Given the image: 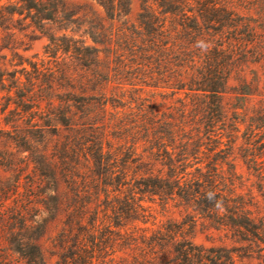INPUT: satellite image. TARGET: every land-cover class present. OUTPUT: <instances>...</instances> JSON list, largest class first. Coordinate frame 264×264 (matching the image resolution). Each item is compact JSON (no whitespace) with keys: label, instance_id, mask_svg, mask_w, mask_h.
<instances>
[{"label":"trees","instance_id":"1","mask_svg":"<svg viewBox=\"0 0 264 264\" xmlns=\"http://www.w3.org/2000/svg\"><path fill=\"white\" fill-rule=\"evenodd\" d=\"M91 1L111 24L84 32L90 44L51 33L54 66L20 57L19 71L0 70V91H15L0 107V123L9 127L0 138L26 153L19 160L6 147L0 169L16 175L15 192L19 174L31 168L27 200L34 193L39 201L43 234L65 218L56 264H93L107 251L131 255L120 264H236L234 248L195 245L185 226L200 218L240 241L264 243L254 196L232 158L243 105L228 115L222 101L233 73L264 60V0H140L132 24L130 0ZM63 10V0H0V29L28 21L44 31ZM121 19L122 28L112 29ZM198 41L210 47L202 51ZM53 91L62 93L49 96ZM248 127L245 135L257 142L262 126ZM245 151L259 169L264 154ZM148 204L182 208L189 224H159ZM12 210L32 228L31 208ZM150 219L151 230L137 227ZM31 241L20 246L22 260L46 264Z\"/></svg>","mask_w":264,"mask_h":264},{"label":"rangeland","instance_id":"2","mask_svg":"<svg viewBox=\"0 0 264 264\" xmlns=\"http://www.w3.org/2000/svg\"><path fill=\"white\" fill-rule=\"evenodd\" d=\"M63 1L64 10L60 14L59 20L56 23L45 24L46 30L44 31L29 25L28 21L14 24V29L12 28L9 33L0 29V70L5 72L19 71L22 68L19 65L20 57L25 62L37 63L39 67L44 63L45 67L51 68L54 66V62L47 54L49 52V49L47 50L49 34H56V36L66 34L77 40H85L87 44H90L91 42L84 36V32H98L97 29L100 23L104 24L105 28L110 27L111 22L105 20L102 9L95 2L91 0ZM130 2V13L126 17V21L132 24L136 22L140 0H130ZM122 21L123 19L114 20L112 29H121ZM65 26L68 27L65 32L59 31L60 28ZM57 56H60V52ZM47 62L51 64L47 65ZM23 66L28 71L31 70L27 63H24ZM50 76V73H46L43 75L42 81L46 82L47 79H50ZM21 78L24 81L23 76ZM245 84L248 89L243 87ZM5 86H10L7 76ZM89 90H91V87H89ZM245 92H249L248 95H244L243 93ZM59 93H62V91H53L49 96ZM77 94H79L78 90ZM14 96L15 91L13 90L10 94H7L5 90L0 91V107L6 106L8 102H13ZM157 101L161 100L158 98ZM222 101L228 115L233 114L235 107L243 105L242 109L236 110L237 114L241 115L240 118L244 120V123L240 127L232 158L235 171L241 176L244 187L251 190L254 196L255 207L252 208V211L255 221L258 223L261 220V223L264 224V199L260 195L264 194V180L261 181L258 176L261 173L264 177V156L260 159L259 169H255L248 162L251 157L245 151V149L250 148L254 149L255 153L259 151L260 154H264V60L256 64L249 63L233 73L228 82V90L222 95ZM42 108H44V104H42ZM249 125L252 128L262 126L258 135L261 137L257 142L255 140L250 141L245 135V130L249 128ZM8 128L3 123H0V129L7 130ZM6 147H8L9 151L15 153V157L19 160L26 156L25 152L18 151V148L11 146L8 142L1 141L0 138V155L4 153ZM30 171L31 168L29 167L19 174L20 187L14 192L12 184L16 179V175L11 171L0 169V264H25L19 254L20 246L26 241L32 242L31 240L34 239L37 240L35 244L39 247L46 264H56L57 261L56 254L59 251L58 234L63 227L65 218L63 217L50 223L46 232L42 233L39 201L34 197V193H30L32 199L30 201L27 200L29 196V190L27 189L29 188ZM29 202L32 204H29ZM16 204L24 210H26V207L31 208L27 215L30 223L32 222V228L29 230L24 228L20 219H15L12 209ZM146 206H151L152 215L159 224L167 220L179 222L184 218L186 219V224H189L190 218L186 217L187 213L182 208L170 205L167 209H162L158 204H148ZM151 223L152 219L149 220L147 225L138 224L137 227L141 230L144 227L151 230ZM185 228L187 229L186 234L192 237V242L195 245L206 248H234L236 264H264V243L258 240L249 238L248 241H240L230 228L217 230L200 218H196L191 230H188V225ZM134 231L137 236L140 234V230ZM114 250L116 251L118 248ZM110 254L111 251L101 254L100 259L94 261L93 264H99V262L100 264H120L121 258L127 257L123 255L122 251H117L113 256ZM110 258H113V260L110 261ZM127 259L130 262L131 255Z\"/></svg>","mask_w":264,"mask_h":264},{"label":"clouds","instance_id":"3","mask_svg":"<svg viewBox=\"0 0 264 264\" xmlns=\"http://www.w3.org/2000/svg\"><path fill=\"white\" fill-rule=\"evenodd\" d=\"M198 46L203 50H207L209 47H210V44L204 42V41H198ZM209 199H212V196L210 194L209 196ZM216 208L217 209H220L221 211L223 210L222 208V202L220 201H216V204H215Z\"/></svg>","mask_w":264,"mask_h":264}]
</instances>
